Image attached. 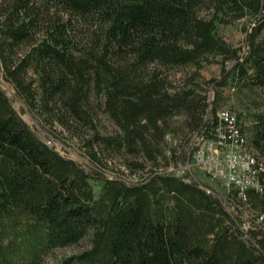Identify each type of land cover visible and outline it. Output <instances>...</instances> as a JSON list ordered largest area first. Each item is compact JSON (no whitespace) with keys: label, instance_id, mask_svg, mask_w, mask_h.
<instances>
[{"label":"trees","instance_id":"trees-1","mask_svg":"<svg viewBox=\"0 0 264 264\" xmlns=\"http://www.w3.org/2000/svg\"><path fill=\"white\" fill-rule=\"evenodd\" d=\"M247 17L240 52L218 26ZM263 29L264 0H0V264H46L87 237L56 264H264ZM211 63L220 77L206 79ZM2 80L44 129L80 138L93 167L42 139ZM225 87L244 97L229 109L259 166L245 200L159 168L188 157L176 129L217 138ZM114 156L149 170L105 175ZM236 199L259 209L247 225Z\"/></svg>","mask_w":264,"mask_h":264},{"label":"rangeland","instance_id":"rangeland-1","mask_svg":"<svg viewBox=\"0 0 264 264\" xmlns=\"http://www.w3.org/2000/svg\"><path fill=\"white\" fill-rule=\"evenodd\" d=\"M250 22V18H244L235 21L232 24H226V25H219L218 30L219 33H221L226 40L233 43L235 46H238L241 48L242 52L245 48V31L244 27L248 25ZM264 34V29H263ZM232 63H229V66ZM220 70L221 66L219 63H211L207 64L203 67L201 70V73L204 78L208 79L211 77H220ZM173 77L178 80L183 79V72L178 71L175 73V76L173 74ZM2 87L5 89L7 95L10 97L13 106L16 108V110L20 113L22 118L29 123L33 129L37 132V134L44 139L47 143L54 146L58 151H60L62 154H64L67 157H70L72 159H75L79 161L85 168L93 167L91 161L89 160L86 150L83 146V142L80 138L71 135L67 130L63 129L59 124H56L51 131H47L42 127L40 122L37 120V118L34 116V113L27 107V105L24 103V101L20 98V96L16 93V90L14 86L10 82L2 81ZM205 86L204 91H206L208 88L212 87L209 83H204ZM215 89V88H214ZM224 96L225 101L220 106V108H232L239 112L240 110L244 109L245 103H244V97L242 100V96L236 94V92L232 91L231 88L225 87L224 89ZM252 99L261 101L260 91H257L256 93L252 94ZM100 117V125L103 132H113L116 129L115 124L109 119V117L103 113L99 115ZM183 119L182 116L175 117V120L178 121V123H175L176 126L179 125V122L181 123V120ZM180 130V129H179ZM176 129V131L172 134V138H174L173 143L174 144H180L179 148L187 150L186 156L187 158H182L179 160L178 165H175L173 163V159L170 158V163L167 164L165 160L161 159V162L159 164L160 169L164 170H170L175 172L176 174L183 175L186 180H194L198 183L206 184L211 186V190H213L217 197L220 199H225L227 195V189L223 185V183L220 180V177L213 178L210 173L212 174L213 170L215 169L213 164L210 162L204 163V162H198L195 157V150L197 148L203 147L205 154H209L210 156L214 155L218 157L219 150H216L215 144H211V148L209 150L207 143L204 142V139H201L200 135L197 136L195 132L189 131V129H184L183 131H179ZM178 148V147H177ZM177 149L180 151V149ZM254 151V149L250 148ZM177 151V152H178ZM256 152V151H254ZM223 154V153H221ZM263 158V157H262ZM264 161V159H262ZM146 169L139 170L137 172L131 173L128 169L125 168V166L122 163V158L119 156H114L111 162L109 163V167L104 169V174L113 176L115 174H122L127 179L131 180H139L142 178V176L147 174ZM210 172V173H209ZM100 182L95 183V190L98 191L100 188ZM237 206L242 211V220L247 225L248 222L255 217L256 211H259V209H254L251 207L250 204H246L244 202H241L237 200ZM245 225V226H246ZM90 239L89 237L85 238L81 242L70 245L67 247L62 248H56L54 249L47 257L46 264H56L59 259L65 255H70L75 252H79L82 249L89 246Z\"/></svg>","mask_w":264,"mask_h":264},{"label":"built area","instance_id":"built-area-1","mask_svg":"<svg viewBox=\"0 0 264 264\" xmlns=\"http://www.w3.org/2000/svg\"><path fill=\"white\" fill-rule=\"evenodd\" d=\"M209 95L212 97L213 93L210 92ZM217 115L223 123L217 128V138L204 142L209 150L211 144H215L216 150L220 152L218 157L205 154L203 147L195 150V157L198 162L212 163L215 169L212 174L209 172L210 175L213 178L220 177L227 191L236 190L238 197L245 200L249 189L262 190L257 158L255 152L246 145V138L237 126L235 113L229 108H223ZM262 218L263 216L260 217Z\"/></svg>","mask_w":264,"mask_h":264}]
</instances>
